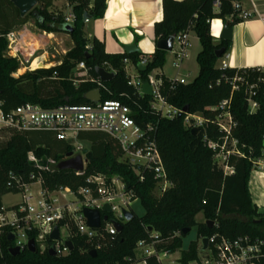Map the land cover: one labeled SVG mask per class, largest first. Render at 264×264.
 Masks as SVG:
<instances>
[{
    "label": "trees",
    "instance_id": "1",
    "mask_svg": "<svg viewBox=\"0 0 264 264\" xmlns=\"http://www.w3.org/2000/svg\"><path fill=\"white\" fill-rule=\"evenodd\" d=\"M219 3L217 9L215 2ZM236 0H174L161 1L162 18L154 24V44L171 36L192 33L198 39L200 51L196 56L198 73L187 85L172 87L161 73L167 53L155 48L146 71L137 73V79L145 81L148 74L155 72L161 80L160 94L172 107L182 110L187 107L189 113H202L207 107L215 106L227 100L231 88L225 79L233 78L236 70L222 71L217 67L215 53L224 49L228 53L231 42L219 39L214 43L210 24L214 20L223 26L233 28L242 21L237 17L232 3ZM37 6L24 18L9 0H0V101L5 112L24 103L39 105L51 110L61 105H87L83 97L94 90H99L101 101H119L129 107L137 125L145 128L151 125L155 129L154 139L158 147L167 179L171 187L158 198L153 197L155 184L151 175H142L130 165L120 161L121 151L115 142L103 133H83L78 139L87 141L89 148L85 156V169L81 175L71 171L45 170L46 162L57 164L71 153V148L48 132H14L0 130V206L5 195H18L22 185L33 183L30 178L39 179L46 191L67 188L76 193L82 188H93L88 180L95 176H104L107 180L118 178L128 186L144 210L142 217L132 211L131 221L123 224L121 231L108 236L102 233L99 239L87 241L83 237L71 238L73 250L66 256L51 257L46 251L27 249L16 256L9 253L13 242L7 235L1 238L0 264H132L137 262L135 248L138 242H150L155 234L159 244L157 249L169 253H179L178 263H193L198 258V241L219 234L228 239L249 236L264 240V215L258 214L251 201L248 183L252 165L246 159L231 158L228 165L233 174L224 176L212 160V152L202 143L201 135L193 136L185 126L183 117L167 120L150 110L151 98L139 97L136 90L128 85L126 74L127 60L136 67L140 53L127 55H109L102 43L88 39L84 32V20H99L104 17L106 0H79L72 7L74 22L70 25L72 33L64 30L66 24L63 15L50 12L54 0H36ZM33 18L36 26L48 33L62 32L69 35L71 49L66 52L57 65L50 68L36 69L14 77L19 62L6 56L7 42L4 36L28 23ZM137 38L135 39V42ZM223 57V56H222ZM221 57V58H222ZM83 63L87 72L79 78L77 66ZM102 68L114 74V78L97 85L96 69ZM250 81L257 77L264 79V72L244 70ZM262 84L256 101L259 109L249 114L243 92L233 93L231 113L237 127L235 138L246 154L251 152L258 158L262 150L264 136V97ZM208 136L216 138L217 133L209 129ZM41 162L43 168L37 169L28 162V154ZM202 213L205 222L210 221V228L204 223L197 224L195 217ZM197 228V242L189 244L185 251L179 252L182 239L193 228ZM148 229H151L149 232ZM189 230L182 235L183 230ZM102 232L99 230L98 233ZM32 238V236H30ZM99 244L100 249L94 250ZM96 252L92 258L89 253ZM148 264H156L153 259ZM258 264H264V258Z\"/></svg>",
    "mask_w": 264,
    "mask_h": 264
},
{
    "label": "built area",
    "instance_id": "2",
    "mask_svg": "<svg viewBox=\"0 0 264 264\" xmlns=\"http://www.w3.org/2000/svg\"><path fill=\"white\" fill-rule=\"evenodd\" d=\"M246 0H236L232 3L234 11L238 12V18L246 21L251 18V14L243 11L241 2ZM79 0H65V6L68 12L63 16L64 23L71 25L74 22L72 7L77 5ZM219 3H214L217 9ZM89 20L85 19L87 24ZM187 31L184 34L174 36V42L171 53L174 55L173 66L179 70L185 58L186 50L189 48ZM7 42L6 56L17 59L20 49L19 34L11 31L4 36ZM227 54L223 57L227 58ZM33 54L25 62L32 64ZM222 57V58H223ZM149 56H140V65L146 67L150 61ZM31 60V61H30ZM45 60L43 59L42 62ZM128 65V61L124 60ZM22 65V63H21ZM220 70L230 69L225 61L218 67ZM79 78L86 76V68L80 63L76 68ZM138 73L136 67H134ZM233 78L225 79L231 88L230 97L219 104L204 109L202 113L182 114L184 126L190 130L197 129L198 135H201L202 143L212 152V160L218 168L223 170L224 176L233 174V168L228 165L231 158L246 159L252 165L250 178L260 179L264 177V136L262 139V150L258 158H253L251 152L246 154L241 145L234 136L237 127L231 113V98L233 93L243 92L247 105L248 113L254 114L259 109L256 101L260 84H262V97H264V79L259 77L254 81L249 80V76L244 70H236ZM256 73L264 72L260 69H254ZM14 77L16 75L14 74ZM128 85L134 88L139 97H145L141 93V85L147 82L151 88L152 94L150 110L157 113L161 118L173 120L181 113L170 106L160 94L161 80L156 77L155 72L147 75L145 81L138 80L136 77L129 76ZM185 78L176 77L168 82L172 87L178 85H187ZM191 83V82H190ZM97 85L103 88V83L97 78ZM212 129L217 133L216 138L208 136V130ZM0 130L14 132H48L52 133L57 140L68 142L77 141L80 134L83 133H103L111 138L121 151L120 161L130 165L135 171L142 175L140 182L144 181V175H151L155 188L160 189V194L166 192L171 183L167 179L162 159L156 145L154 135L155 129L151 125L140 127L136 124L132 110L119 101H99L87 105H61L51 110H45L37 104L24 103L11 109L8 112L3 110V102L0 101ZM85 148L74 144L71 148L73 155L81 154ZM28 162L33 167L50 170L53 163L46 162L41 166L32 153L28 154ZM81 175V174H76ZM34 181L28 185L16 184L20 188L21 201L12 207L0 206V245L3 235L13 237V247L19 248L22 252L27 249V244L32 240L36 250L41 252L48 251L50 247L56 252V256H66L70 253L66 242H71L74 236H80L87 241L99 239L101 234L114 236L118 234L114 228V223L123 226L126 223L123 212H130L131 203L137 201L132 191L118 178L113 177L107 180L104 176H95L88 180L93 188H82L76 193L67 188H59L54 191H46L41 187L39 179L34 176L30 178ZM38 186L37 191L33 188ZM158 196V197H159ZM104 206L110 208L109 213L102 211ZM257 213L264 215V207L256 206ZM96 210L101 217L99 229H92L87 226L83 211ZM106 217V220H102ZM58 229V240L49 241L47 238L54 230ZM67 231V239L62 241L60 229ZM102 232L98 233L99 230ZM32 236V238L30 237ZM207 249L202 251L201 240L199 241L198 258L194 264H258L264 258V240L251 238L249 236H238L234 239H228L219 234H213L206 238ZM72 243V242H71ZM159 244L158 237L155 234L150 236V242L140 241L135 248L136 261L132 264H148L149 259H153L156 264L172 262L175 253H169L163 249H157ZM100 249V245H94V250ZM1 251V246H0ZM179 259V258H178ZM176 260V262L178 261Z\"/></svg>",
    "mask_w": 264,
    "mask_h": 264
},
{
    "label": "crops",
    "instance_id": "3",
    "mask_svg": "<svg viewBox=\"0 0 264 264\" xmlns=\"http://www.w3.org/2000/svg\"><path fill=\"white\" fill-rule=\"evenodd\" d=\"M161 1L106 0L104 17L95 21L90 20L85 24L87 25L86 36L88 39H96L102 43L105 53L109 55L123 54L124 47L136 44L139 50L138 53L151 57L156 48L153 27L162 18ZM174 1L182 2L184 0ZM241 8L243 11L250 13L251 18L232 28L231 46L225 62L233 70H263L264 0L243 1L241 2ZM215 22L217 25H214ZM222 29L223 24L221 21L214 20L211 22L210 32L214 43L219 42ZM189 35L190 33L188 34V41ZM136 38L137 41L135 42ZM167 54L173 55L171 52ZM43 59L46 60L45 58ZM183 62L179 70H181ZM179 70H177L174 78L181 76L179 75ZM161 73L164 75L163 69ZM261 189H264V178L261 180L250 178L248 191L251 201L252 203L257 202L256 206L264 207Z\"/></svg>",
    "mask_w": 264,
    "mask_h": 264
},
{
    "label": "rangeland",
    "instance_id": "4",
    "mask_svg": "<svg viewBox=\"0 0 264 264\" xmlns=\"http://www.w3.org/2000/svg\"><path fill=\"white\" fill-rule=\"evenodd\" d=\"M50 12L56 15L61 14L64 16L68 12V9L65 6V0H54ZM86 27L87 25H85L84 27L85 33H87ZM14 31L18 32L19 40H20V49H19V53L17 54L19 67L15 73L16 77H19L26 72H30L29 69L31 64L29 65L25 62L29 59V56L31 54H33L32 56L33 58H31V60L32 59L35 60L37 58H45L46 60L44 61V65H46V68H50L57 65L58 62L61 61L62 57L66 54V52H68L73 45L69 35L62 32H55L48 34L40 30L36 26V23L33 18H30L28 23H26L24 26L20 28L15 29ZM50 36L51 38H49ZM27 44H30L31 46L28 47L26 46ZM199 51H200L199 41L194 34L190 33L189 48L186 50L183 66L181 70H179V75H181L180 77L185 78L187 75H189V77L185 79L186 83L192 82L197 76L198 67L196 64L195 56ZM174 60L175 58L173 55L167 54L165 65L163 67V73L165 77L168 78L169 80L174 79L177 73V70L173 66ZM222 61H226L225 57L218 60L217 67L221 65ZM125 71L129 76L137 78V73L132 65L130 64L126 65ZM66 144L69 145L70 148H72L74 144L81 145L85 149L89 148V143L87 141H82L79 139L77 141L70 140L66 142ZM54 167L55 164L51 165L50 170H53ZM260 178L263 179L261 176ZM38 189H39L38 186H35L33 188V191H37ZM260 192L261 194H263L262 198L264 200V189H261ZM159 194H160V189L155 188V190L153 191V197L158 198ZM20 201H21V195L8 194L2 198V205L3 207H12L14 205L19 204ZM256 203L253 202L254 205ZM131 210L133 211L134 215L139 218L142 217L144 214V210L138 201L131 203ZM195 221L197 224L205 222L202 213H199L195 217ZM60 236L62 241L66 240L67 231L61 228ZM197 241H198L197 228L195 227L191 230V232L187 236L183 237L182 247L179 252L185 251L190 243ZM197 243L199 245V241ZM172 258H174L172 262L167 261L164 264H180L176 262V260L179 258L178 252H176ZM189 264H194V263H189Z\"/></svg>",
    "mask_w": 264,
    "mask_h": 264
},
{
    "label": "water",
    "instance_id": "5",
    "mask_svg": "<svg viewBox=\"0 0 264 264\" xmlns=\"http://www.w3.org/2000/svg\"><path fill=\"white\" fill-rule=\"evenodd\" d=\"M9 2L19 12V15L21 18H24L25 16H27L37 6L36 0H9ZM64 30L67 33H72L73 28L70 25H66L64 27ZM219 39L222 41H225V42H231V40H232V28H229L227 26H223V29H222L220 36H219ZM173 42H174V36H171V37L167 38L166 40H161V41L157 42L156 49L160 50L162 52H165V53H170L172 51ZM123 51L127 55L137 54L139 52L136 44H132L130 46L124 47ZM224 54H225V50L220 49L215 53V57L217 60H219V59H221V57ZM40 69H42V68H40ZM137 71L139 73H143L146 71V67L138 64L137 65ZM95 73H96V76L98 77L99 81L103 84L110 82L114 78L113 73H109L102 68L96 69ZM141 93L147 97L151 96L152 91H151V88L147 82L142 83ZM83 99L89 103H97L101 100L100 92H99V90H94L92 92H89L88 94H86L83 97ZM188 112H189L188 108L184 107L181 110V113H179L177 115V119H180L182 117V114H187ZM191 134L193 136H196L198 134V130L197 129L191 130ZM87 153H88V150L84 149L81 154H77V155H73L72 153L67 154L64 160L55 164L53 171H71V172H74L75 174H82L84 169H85V163H86L85 156L87 155ZM127 188H128V186H127ZM102 211L105 213H109L110 208L108 206H104ZM83 215L86 218V222H87L88 227H90L92 229H96V230L100 228L101 217H100L99 212H97L96 210L85 209L83 211ZM123 215H124L126 222L131 221L133 218V215L130 212L124 211ZM102 220L105 221L106 217H103ZM205 224L207 226H209L210 228L213 227V223L210 221L205 222ZM114 228H115L116 232L119 233L122 229V226L114 223ZM148 231L150 232L151 229H148ZM188 233H189V230L187 229V230H183L181 234L185 236ZM47 239L49 241L58 240V229L54 228L52 234L50 236H48ZM12 240H13V237L9 236L8 241H12ZM207 243H208V241L206 238H203L201 240L202 251H205L207 249ZM65 245L67 246V248L70 252L73 250V246H72L71 242H66ZM27 250L30 253H36V247H35V244L32 240H30L28 242ZM20 252L21 251L19 248H10V250H9V253L12 256H16ZM47 253L51 257L56 256V252L54 251V249L52 247H50L48 249ZM89 255L92 258H94L96 256V252L91 251L89 253Z\"/></svg>",
    "mask_w": 264,
    "mask_h": 264
},
{
    "label": "bare ground",
    "instance_id": "6",
    "mask_svg": "<svg viewBox=\"0 0 264 264\" xmlns=\"http://www.w3.org/2000/svg\"><path fill=\"white\" fill-rule=\"evenodd\" d=\"M214 25H217V23L215 22ZM26 36V35H25ZM51 38V36L49 37ZM33 39V38H32ZM26 46H31L30 44H27ZM28 50V49H27ZM31 51V50H29ZM28 52V51H27ZM32 53V52H31ZM30 53V54H31ZM43 58H37L35 60L32 61V64L30 66V71L32 70H36V69H40V68H46V65H44V62H42ZM262 178H264L263 176H261Z\"/></svg>",
    "mask_w": 264,
    "mask_h": 264
}]
</instances>
